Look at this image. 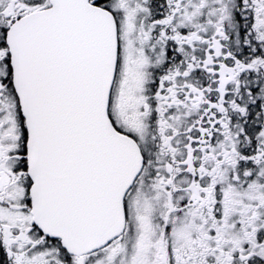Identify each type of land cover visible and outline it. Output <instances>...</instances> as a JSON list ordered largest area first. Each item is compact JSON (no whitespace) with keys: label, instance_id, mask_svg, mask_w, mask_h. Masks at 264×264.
<instances>
[{"label":"snow or ice","instance_id":"1","mask_svg":"<svg viewBox=\"0 0 264 264\" xmlns=\"http://www.w3.org/2000/svg\"><path fill=\"white\" fill-rule=\"evenodd\" d=\"M0 264H264V0H0Z\"/></svg>","mask_w":264,"mask_h":264}]
</instances>
